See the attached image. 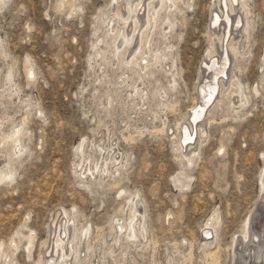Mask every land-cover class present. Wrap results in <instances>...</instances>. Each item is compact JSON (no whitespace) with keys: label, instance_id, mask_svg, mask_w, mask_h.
I'll return each mask as SVG.
<instances>
[{"label":"rangeland","instance_id":"obj_1","mask_svg":"<svg viewBox=\"0 0 264 264\" xmlns=\"http://www.w3.org/2000/svg\"><path fill=\"white\" fill-rule=\"evenodd\" d=\"M117 1L118 5L124 4L123 0H5L0 8V50L8 54L3 62L7 69L13 70L12 80L19 88L18 98L0 99V117L6 111L4 113L12 115L14 121H4L0 139L2 129L11 131L15 123H22L27 112L26 100L34 105L28 112L25 127L28 136L23 138V143L26 149L21 158L10 166L14 172L12 179H0V244L7 247L11 238L18 239L20 243L12 256L15 258L13 264H36L44 252L40 244L48 237L52 215L64 209L68 213L73 211L76 223L89 229L88 242L93 249L88 259L92 261L90 264H114L101 250L112 243L111 224H115L116 218H123L118 215L121 214L118 210L126 205L127 211L126 199L117 193L119 187L137 191L139 210L145 213L146 238L141 241L142 244L147 241L148 245L146 249L144 245H138L140 242L131 245L130 257L124 264H167L169 259L172 264H183L189 250L192 264H199L204 258L200 248L204 243L201 234L215 213L218 222L214 229L216 233L207 228L210 238L214 235L210 250L217 252L219 264H241L239 257H235L233 262L230 246L232 240L240 235L244 220L253 216L252 211L260 197V176L264 166V0H248L247 9L251 14L247 16L251 17V31L244 50L248 51L244 58L231 60V66H227V71H234V66H238L235 71L237 79L243 87L251 88L245 90L247 100L244 108L227 118L224 114L228 106H223L215 110V114L212 112L214 123L206 121V110H211L209 106L218 98L221 79L217 78L212 101L208 102L197 121L199 128L205 131L197 142L198 146L194 147L198 155L196 153L190 165L181 164L178 160L173 134L178 135L177 126L182 124L183 116L197 107V84L200 68L207 60L209 23L215 0H186L191 3L187 9L178 3L182 15H177L178 26L170 44L179 77L175 91L169 92L172 94L170 99L174 97L178 105L174 103L171 110L163 109L158 118L153 116L155 121L165 120L167 124L168 134L162 133V136L151 131L152 126L159 125L151 113L140 112L136 115L141 118H134L135 110L129 109L132 104L125 96L130 89L123 90L116 83L117 88H121L119 91L113 85L117 82V70L113 71V67L107 65L111 68L109 71L105 64L101 69L91 66L95 48L99 45L98 38L107 28L105 17L112 15V5ZM102 13L105 15L100 20ZM238 13L244 17L242 10ZM236 34L232 32L233 36ZM26 59L33 63L36 74L28 82L24 74ZM101 73L108 83L101 81L104 77ZM154 76L166 86L161 75ZM225 81L224 75L222 82ZM151 85L148 86L153 89L155 85ZM113 89L122 92V99ZM109 91L110 95L114 92L117 99L114 94L112 97L117 104L111 102L112 105H106L104 94ZM255 91H259L257 95ZM127 102L129 107H123ZM40 109L42 118L34 115ZM134 126L141 128V135L135 132ZM187 132L191 134V130ZM193 134L192 142L187 143L189 147L193 146L196 138V128ZM122 135L133 136V142L125 141ZM82 141L85 155H91L97 145L103 144L104 147L109 144L115 157L123 156V153L128 157L129 163L126 169H122L121 183L114 185L116 188L105 175V178L102 176V184L107 182V186L100 184L102 187L88 179L89 173L86 174V183L78 178L75 164L79 157L77 148ZM220 146L224 151L218 152ZM8 161V153L0 151V169H6ZM182 171V181H189V185L176 186L173 179ZM18 230L19 236L15 234ZM28 233H34L30 255L24 249ZM249 239L250 244L255 240L253 237ZM262 246L259 245L260 248ZM121 253L122 249H118L115 254L120 257ZM244 255L245 262H248L250 252Z\"/></svg>","mask_w":264,"mask_h":264},{"label":"bare ground","instance_id":"obj_2","mask_svg":"<svg viewBox=\"0 0 264 264\" xmlns=\"http://www.w3.org/2000/svg\"><path fill=\"white\" fill-rule=\"evenodd\" d=\"M65 1L70 2V0H65ZM123 1L124 4L118 5L117 4L118 1L116 3L112 2L114 3V5L111 4L113 6L112 15L105 17L106 18L105 20L108 21L107 22L108 24L106 25L107 28H105V31L102 33V36L100 35L101 38H98L100 39V41H99V45L96 46L95 48V56L92 59L93 62L91 63V66L93 64V66L95 65L97 68L101 69V67H103L105 64L106 66L108 65L111 68L113 67V69H111L110 67L107 66L108 69L110 68L113 71L117 70L119 72V74L118 72L116 73L118 74L117 82H114L113 85L116 87V89L119 88V87L117 88L116 83L120 84L121 85L120 87L122 89L123 88L130 89L129 93H127L128 92L127 91L126 92L127 95L125 96L128 99H130V103L132 104L130 105L129 109L131 110L132 107L131 111L133 112L135 110L133 112V115L135 114L134 118L138 117L136 114L137 113L140 114V112L142 113L144 112V114L146 115L147 113L148 115L151 113L152 117L154 116L155 118H158V114L161 113L160 111L168 108L169 110L174 109L175 104L178 102L176 101V99L174 101L173 99L174 97L172 98L173 99L172 101V99H170V96L172 94L169 93L172 90H174L178 81L177 79L179 77V71L178 69H176L177 66L174 62L175 58H173L171 54L172 48L170 41L175 35L176 26H178L176 22L177 15L178 14L182 15L181 7L180 4L178 3L180 2L182 5L186 7V9L190 7L191 3L190 2L188 3L186 0L185 1L184 0H123ZM4 3L5 0H0V8ZM213 7L214 9L212 10L211 21L209 23L210 32L208 34L209 35L208 38L210 40V44L206 53L207 60L203 63L202 67L200 68V74H199L200 80L199 83L197 84L198 100L197 102L195 101L197 107L193 106L195 108L190 110L187 114L183 116L182 124L178 123L179 125L177 126L178 131L176 130V132H178V135H175L176 133L173 134L174 138L172 142L175 147V150L178 153L176 156L181 164L186 163L187 165L188 164L190 165L194 162L195 159L194 157L198 152L197 150L194 149V147L198 146L197 142L198 143L200 142V139L203 136V132L205 131V130L204 131L201 130V127L199 128L200 124L198 125L196 122L198 117L195 110L199 106H203V104L208 103V99L210 98L211 94L210 93L207 94V100L203 101L204 97L202 93L204 88L207 91L212 89V87L209 86V83H207V81H209L211 78L212 81H216L217 78L221 79L218 82V98L216 99V101L212 102L213 103L212 106L211 105L209 106V108L212 109L206 110V113L204 115V116L208 115L206 121H209V123L211 120L212 122L214 120L213 119L214 116H212L213 114H215L214 111L218 110L219 108L221 109L223 106L226 107L228 106V109L225 112L226 114H224V117L227 118L232 117L233 116L232 113L239 112L240 110H242L244 108V103L247 100L245 90H249V89L251 90V88L243 87L244 85H242V83L237 79L235 71L239 69L238 66H234L235 68L234 71L231 69H230L231 71H227L228 67L231 66V60L236 61L244 58V56L248 51V50L244 51L246 48V44L248 43L246 42V40L248 39L251 31V21H250L251 17L249 18V16H247V14L250 11L248 10L249 9L248 0H215L213 3ZM239 10H242L244 17L239 15L238 13ZM104 15L103 13L101 14L100 20L104 18ZM223 15L228 17L229 22L228 20H225V22L219 23L217 25L216 22L218 18H221ZM235 20L237 22H235L234 24ZM232 32H236L237 34L233 36ZM1 45L2 44L0 42V46ZM225 53L228 58V67L224 73L226 77V81L222 82L224 75L221 77L218 76L223 72V69H221L222 65L221 64L217 65L216 63L218 62V59L221 57V54L223 55ZM6 54L7 53L0 50V99L1 100L2 98L10 99L11 97H15L16 99L19 96L18 95L19 88L17 85H15L16 83L13 82L14 79L12 80L13 70L11 69L9 70V68L7 69L6 68L7 66L5 67V64L3 62L5 57L8 55ZM211 60H216V62L213 61V63L209 64ZM30 62L31 61L29 59H26L24 62V74L27 82L28 80L30 79L32 80V78L36 77V74L34 73L33 67L31 65L33 63ZM212 67H215L213 71L217 72V74L214 75L212 74L213 73V71L211 72ZM110 69L109 71H111ZM107 72L104 73L105 76L108 75L106 74ZM114 73L115 72H113V74ZM155 74L156 75L158 74L159 77L161 75V77L166 81V86L159 83L160 80L157 78V76H154ZM105 76L102 78L100 77L102 79L101 81L104 82V84L106 80L104 79L105 80L104 81L103 78H105ZM97 80H99V78H97ZM150 84H152L151 86L155 85L153 89L149 87ZM121 88L119 89L121 90ZM113 90H111V92ZM118 90L117 92L120 91ZM114 92L116 91L114 90ZM117 92L116 95L117 97H119L120 93L122 92L118 93L119 96ZM258 92L255 91V94L257 95ZM113 94L110 95V91L106 95L104 94V96H106L104 97L106 99V105H112L111 102H115V100L117 99V97L114 94L116 99L114 97V101H113V97H112ZM121 97L122 95L119 98ZM126 97L125 99H127ZM118 101L119 100H117V102ZM121 103L123 104L124 102L122 101ZM128 103L129 102H127L125 105L122 106L126 107L127 105L129 107ZM33 106H34L33 103H30V100L27 99L25 102V108L27 110L26 115L24 117L21 116L23 118L22 121L20 119L22 123L19 122L20 124L17 123V125H15L16 123L15 124L13 123L14 126L12 125L13 128L12 129L10 128L11 131H7V129L6 130L2 129V134H1L2 138L0 139V151H6L8 153L9 161L6 169H0V179H8V178H10V180L12 179L14 172L10 170V166L12 165L13 162L15 161L17 162V159H19V157L21 158V155L26 149V144L23 143V138L28 136L25 127L26 124L28 123L27 122L28 112L32 111L31 109L33 108ZM142 106H146V107L142 109ZM5 107L4 109L6 110L7 108ZM131 111L129 112V114L131 113ZM4 112H3L4 116L0 117V128L3 127V124L6 121L7 122L13 121L12 119L13 116L10 114H9L10 116L6 115L7 113L5 114ZM41 113H42L41 109L36 110V113H34V115L40 118ZM139 118L141 117L139 116L137 119ZM204 118L206 117H203V119ZM133 121L134 120H132V122ZM142 121H141V125H143ZM99 124L101 125L102 123L100 122ZM134 124L136 125V123ZM158 124L159 125L155 127L151 125L152 126L151 131L153 133H156L157 136L158 134L161 135L162 133L167 135L168 133L166 132L168 130V127L167 124L165 123V120L159 121ZM7 125L8 124H6V126ZM100 125L97 124V126ZM138 127L136 126L134 130L136 133H139L141 135V131H140L141 128L139 129ZM143 127L144 129H146L145 126ZM195 128H196V138L193 142V146L192 147L190 146L191 147L190 148L189 147L190 144H187L188 142L186 143L187 138L185 137V132L188 130H192L194 132ZM123 136L124 135H122V137ZM132 137L131 135L130 136L128 135V136H124L123 139L125 141L126 140L132 141ZM83 142L84 141H82L77 148L79 155L77 152L76 153H77V157L78 156L79 157H78V161L75 164V173L80 180L83 179L82 183H86L84 182L87 181L86 174L89 173L90 177L88 179L89 180L93 179V181H95L98 186L100 184L102 186L103 184H106L105 186H107V182H106L107 178L104 180L106 183L102 184L103 175L109 177L112 180L111 182L113 186L119 184L120 182L119 177L123 175V174L121 175L123 171L122 169L125 168L127 166L126 164L129 163L127 159L128 157L126 158L124 153L123 156L115 157L113 155L111 145L109 144L107 146L104 145V147L103 144L101 146L97 145L96 147H94V149H92L91 155H85L83 154L84 148L82 149ZM114 144L113 146H115ZM222 151H224L223 146H220L218 152H222ZM262 159L264 163V158L262 157ZM183 178H184V171L178 173L176 177H174L173 182L176 184V186H182V184L183 186L189 185V181L186 182L182 181ZM117 193H119V197L126 199L127 211H125L124 208L126 205H124V207H120V209L118 210V213H121L118 215H121L123 218L120 217H119L120 219L116 218L117 221L115 222V224H111V229H112L111 231H113V234L111 233L112 243L109 242L111 243V245L107 244L108 246L106 245L104 249L101 248L102 249L101 251L103 255H108V257H110L113 260L114 264H124V261L128 259L127 257H130L128 255L130 253L129 249L130 248L132 249L131 245L135 244V242L138 243L140 242L138 244L140 246V244H142V241L146 238V231L144 224L145 213L139 210L138 200L140 199L138 197L139 195L137 194V191L131 192L129 190H124L117 187ZM259 194L260 197L252 211L253 216L251 215V217L247 218V220L245 219L243 222V225L240 230V235H238L240 239L238 237H235L232 240V245L230 247L232 251L233 262L235 260V257H239L238 259L241 264H264V166L260 176ZM72 212L68 213L66 210L63 209L62 211H57L52 215L47 230L48 237L46 240L44 239L43 242H41L40 244L42 248H44V252L42 256L39 257L36 264H88V263L90 264L92 262L88 260L90 259V255H92L93 252V249L91 247L92 244L90 245L88 242L89 229L83 224H77L75 221L76 219L75 213ZM217 223H218L217 216L215 213L208 220V223L205 225V229L203 230L204 232L201 234L204 243L200 248L202 250L201 252L204 258L200 260L199 264L220 263L218 261V255L215 249L212 251L210 250L211 249L210 246L213 245L214 243L213 234L216 233L214 229L216 228L215 226ZM208 227H210L209 229H212L214 232L212 234V237L211 238L209 237L210 239L206 237L207 235H205L207 231L210 232V230L207 229ZM19 231L20 230L16 231L15 234L20 235ZM33 234L28 233L25 236L26 243L24 249L28 255H30V251L34 243ZM250 237H253L255 239L254 241H251V244L248 243V240L250 242L249 239ZM149 242L153 244L151 238H149ZM18 243H20L18 239L15 240L14 238H11L8 246L6 245L7 247H5V245L3 246L4 243L0 244V264H13V262H15L13 261L15 258L12 259L13 258L12 256L13 253L18 248L19 245ZM104 243L105 242H103L102 244ZM151 243L150 245H152ZM146 244L147 241L142 244L144 245L143 246L144 248L148 246ZM260 244L263 245L262 246L263 248L259 247ZM118 249H122V253L120 257H118L117 254H115L118 251ZM141 250H142V246H141ZM248 251L250 252L249 261L245 262L246 257L244 253ZM190 252L191 251L189 250L188 254L183 258V264H192L191 262L192 260L190 258L191 257ZM102 257L101 259H104ZM167 264H172V261L169 259Z\"/></svg>","mask_w":264,"mask_h":264},{"label":"water","instance_id":"obj_3","mask_svg":"<svg viewBox=\"0 0 264 264\" xmlns=\"http://www.w3.org/2000/svg\"><path fill=\"white\" fill-rule=\"evenodd\" d=\"M219 19V18H218ZM225 20H228V18L225 16V15H223V21L225 22ZM228 22H229V20H228ZM222 55V54H221ZM223 60V63H225V64H227L228 65V58H227V56H226V53L225 54H223V58H222ZM214 62H216V60L214 61ZM213 68V67H212ZM223 73H225V72H223ZM222 73V76L224 75ZM212 74H217V72H215V71H213V73ZM219 76V75H218ZM205 235H207V236H210V232L208 231V233H206Z\"/></svg>","mask_w":264,"mask_h":264}]
</instances>
